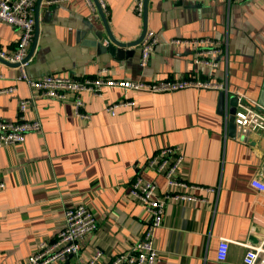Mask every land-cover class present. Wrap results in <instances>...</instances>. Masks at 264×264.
I'll return each instance as SVG.
<instances>
[{
    "label": "crops",
    "instance_id": "obj_1",
    "mask_svg": "<svg viewBox=\"0 0 264 264\" xmlns=\"http://www.w3.org/2000/svg\"><path fill=\"white\" fill-rule=\"evenodd\" d=\"M103 1L105 14L98 8L93 14L84 0H37L27 74L94 77L105 69L123 80L222 81L228 97L244 92L264 112V0H147L142 16L131 0ZM147 29L158 42L141 67L139 40ZM193 37L223 41L217 68L195 65L187 45L170 43ZM17 38L16 28L0 20V49L14 50ZM0 74V119L14 120L31 89L16 79V65L1 58ZM218 93L195 87L108 88L100 97L86 92V118L75 115L69 101L35 98L26 115L41 131L28 133L21 145L0 147V264H23L38 241L52 240L63 227L64 209L79 202L97 219L81 254L100 248L113 256L125 249L147 219L127 197L130 183L141 175L159 192L166 189L164 177L145 163L165 145L180 147L188 182L214 191L194 190L206 201L167 202L154 232L156 264H243L241 244L264 237V195L249 184L264 173V131L235 127L229 133ZM119 99L133 104L107 112ZM220 238L229 240L223 260L217 259Z\"/></svg>",
    "mask_w": 264,
    "mask_h": 264
},
{
    "label": "built area",
    "instance_id": "obj_2",
    "mask_svg": "<svg viewBox=\"0 0 264 264\" xmlns=\"http://www.w3.org/2000/svg\"><path fill=\"white\" fill-rule=\"evenodd\" d=\"M36 2L37 0H0V20L12 25L18 32L14 50L6 52L0 49V58L15 64L18 69L16 79L24 81L31 89L28 97L19 100L14 120L0 119V147L21 145L28 133L41 131L40 122L34 118H28L26 115L30 103L39 97L61 102L69 101L73 105L75 115L86 118L87 115L81 110L83 107L81 95L87 92L100 97L103 91L108 88H116L125 92L155 93L195 87L229 93L227 84L222 81H200L191 78L153 81L123 80L107 76L105 69L98 70L94 77H76L59 73L30 77L26 68L30 61L29 46L34 33ZM84 2L93 14L96 8L105 14L103 0H84ZM131 2L134 12L138 16H142L145 12V0H131ZM157 42V33L152 29L145 30L140 40L139 65L141 67L147 64ZM170 43L187 45L192 51L193 63L209 69L218 67L219 57L224 48L223 41L204 37L174 38ZM12 89L14 88L10 87L7 90ZM233 94L237 98L233 117L236 127L243 132L264 131L262 109H257L256 103L250 100L244 92L236 90ZM132 104L131 100L119 99L108 104L105 109L114 115L117 108ZM145 163L146 166L164 177L166 189L159 192L153 181L145 179L141 175H136L130 183L127 192L128 199L141 205L147 214L144 228L136 240L113 256H108L100 248H94L87 257L83 256L81 254L83 239L95 231L97 219L89 205L79 202L64 209L63 227L56 232L52 240L38 241L23 264H156L159 256L154 232L162 225L167 202L206 201L205 198L194 193V190L212 192L214 188L193 184L184 178L182 173L184 156L179 146H162L151 154ZM249 184L257 193L264 195V173L253 177ZM3 187L4 182L0 178V189ZM228 243L229 240L226 238H220L217 259L225 258ZM241 245L245 248L243 264H264V237L257 243H242Z\"/></svg>",
    "mask_w": 264,
    "mask_h": 264
},
{
    "label": "water",
    "instance_id": "obj_3",
    "mask_svg": "<svg viewBox=\"0 0 264 264\" xmlns=\"http://www.w3.org/2000/svg\"><path fill=\"white\" fill-rule=\"evenodd\" d=\"M146 1L147 0H145V5H146ZM142 36H143V34H142ZM141 38H140V40H141ZM109 50H110V52H112L113 51V48H110L109 47ZM119 51L121 52V50H118L116 53L118 55H121V53ZM125 53L126 54H130L129 51L128 52H125ZM236 101H237V98H236L235 95L228 97V94H225L224 92L219 91V93H218V111L222 112L223 109L225 110L226 123H227V127H228L229 133H232L233 130H235V127H236L235 124H234V122H233Z\"/></svg>",
    "mask_w": 264,
    "mask_h": 264
}]
</instances>
